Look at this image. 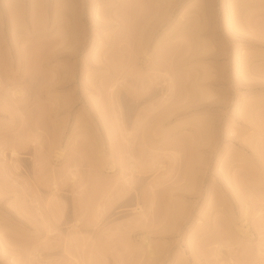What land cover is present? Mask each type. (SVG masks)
<instances>
[{
  "label": "rangeland",
  "instance_id": "rangeland-1",
  "mask_svg": "<svg viewBox=\"0 0 264 264\" xmlns=\"http://www.w3.org/2000/svg\"><path fill=\"white\" fill-rule=\"evenodd\" d=\"M0 264H264V0H0Z\"/></svg>",
  "mask_w": 264,
  "mask_h": 264
},
{
  "label": "bare ground",
  "instance_id": "bare-ground-1",
  "mask_svg": "<svg viewBox=\"0 0 264 264\" xmlns=\"http://www.w3.org/2000/svg\"><path fill=\"white\" fill-rule=\"evenodd\" d=\"M15 93H16V91H15ZM19 93H20V92H19ZM57 140H59V139H56V141H55L56 143H55V144H57V143L59 142V141H57ZM57 145H58V144H57ZM59 147H60V146H59ZM13 148H15V147H13ZM16 149H17V148H15L14 151H15V152H18V150H16ZM60 149H62V148H60ZM60 153H61V155L64 154L61 150H60ZM132 167H133V166H132ZM132 170H135V169L132 168ZM75 174H76V173H75Z\"/></svg>",
  "mask_w": 264,
  "mask_h": 264
}]
</instances>
